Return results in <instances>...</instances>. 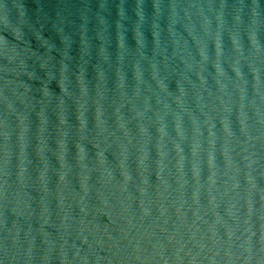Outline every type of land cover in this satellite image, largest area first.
Masks as SVG:
<instances>
[{
	"label": "water",
	"instance_id": "95a60500",
	"mask_svg": "<svg viewBox=\"0 0 264 264\" xmlns=\"http://www.w3.org/2000/svg\"><path fill=\"white\" fill-rule=\"evenodd\" d=\"M0 264H264V0H0Z\"/></svg>",
	"mask_w": 264,
	"mask_h": 264
}]
</instances>
